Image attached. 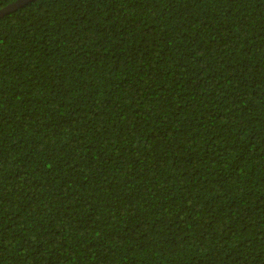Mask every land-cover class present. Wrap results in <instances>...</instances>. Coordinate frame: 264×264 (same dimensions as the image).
<instances>
[{
	"label": "trees",
	"instance_id": "16d2710c",
	"mask_svg": "<svg viewBox=\"0 0 264 264\" xmlns=\"http://www.w3.org/2000/svg\"><path fill=\"white\" fill-rule=\"evenodd\" d=\"M0 264H264V0L1 16Z\"/></svg>",
	"mask_w": 264,
	"mask_h": 264
},
{
	"label": "water",
	"instance_id": "95a60500",
	"mask_svg": "<svg viewBox=\"0 0 264 264\" xmlns=\"http://www.w3.org/2000/svg\"><path fill=\"white\" fill-rule=\"evenodd\" d=\"M30 0H16L11 3H8L7 5L0 8V17L4 14L16 9L19 6H22L23 4L27 3Z\"/></svg>",
	"mask_w": 264,
	"mask_h": 264
}]
</instances>
